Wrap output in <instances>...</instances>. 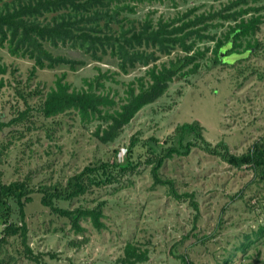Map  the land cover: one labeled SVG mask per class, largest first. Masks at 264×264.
Wrapping results in <instances>:
<instances>
[{
    "label": "rangeland",
    "instance_id": "obj_1",
    "mask_svg": "<svg viewBox=\"0 0 264 264\" xmlns=\"http://www.w3.org/2000/svg\"><path fill=\"white\" fill-rule=\"evenodd\" d=\"M231 14L235 19L227 16ZM118 17L137 29L145 21L170 29L192 20L178 34L188 33L183 41L191 44L187 54H194L180 71L196 68L173 77L159 97L110 131L106 140L97 136L107 128L104 119H84L73 109L44 114L45 95L57 77L69 89L87 88L90 82L92 91L112 97L110 109L118 108L130 88L137 93L146 85L152 65L167 66L185 55L178 43L167 53L141 45L147 63L122 71L119 59L108 53L94 58L69 42H45L53 55L77 62L73 68L58 63L33 73V59L11 54L6 41L0 45L1 180L27 179L32 190V200L24 206L25 240L18 234L0 240V264H184L182 255L189 264H264V179L259 169L231 165L197 146L185 156L165 158L157 170L161 179L173 182L179 197L168 184L154 182L144 146L138 148L137 165L113 182L55 201L69 209L101 202L100 228L82 218L77 231L40 203L39 185L64 184L89 162H123L131 137L151 145L157 141L161 150L182 122L197 120L207 141L223 142L235 155L264 142V0H142ZM240 20L246 30L235 37L234 24ZM10 204L9 220L20 225L17 206ZM2 228L0 221V232Z\"/></svg>",
    "mask_w": 264,
    "mask_h": 264
},
{
    "label": "trees",
    "instance_id": "obj_2",
    "mask_svg": "<svg viewBox=\"0 0 264 264\" xmlns=\"http://www.w3.org/2000/svg\"><path fill=\"white\" fill-rule=\"evenodd\" d=\"M142 0H0V45L7 42L8 51L13 55H26L33 59L31 73L36 68L53 67L58 63H67L73 68L74 59L62 55H53L44 47L48 42L53 45L69 42L77 46L90 56L97 58L99 53H108L119 59V67L122 71L126 66H133L136 62L147 63V53L139 46H157L160 52L167 53L168 48L178 43L186 52L185 55L169 65L161 64L160 67L152 65L148 69L149 81L141 86L137 93L129 89V96L118 108L110 109L114 103L108 93H96L92 91L91 83L87 88H71L61 77H57L54 88L46 93L43 101V112L51 115L65 109L76 110L82 118L89 119L99 117L108 121L107 128H102L100 139L106 140L110 131L117 130L126 124L142 106L151 103L166 89L173 77L193 72L194 69L180 71L194 54H187L191 44L184 43V37L188 33L178 35L192 20L180 25L166 28V24L159 23L158 27L145 21L139 28L133 25L126 26L125 17H118L121 12H132L134 4ZM132 2V3H131ZM46 13L52 14L49 18ZM231 16L235 19L234 15ZM226 16V17H227ZM113 24H117L114 28ZM237 31L235 37L246 30L244 22L240 20L234 24ZM233 27V28H234ZM198 30H196L197 32ZM198 39L204 35L197 36ZM233 39V38H232ZM229 44V43H228ZM152 54V53H151ZM194 66H197L194 64ZM131 137L123 153V162L116 158L113 160H97L85 164L79 171L70 175L64 184H41L37 191L40 193V203L53 213L67 218L73 229L81 230L80 219L88 218L95 228H100L103 223L100 219L101 205L94 207H75L72 209L57 206V200H70L76 196L90 191L93 187H101L113 182L116 176L137 165L139 147H147L150 157L147 161L152 163L151 174L154 182L166 183L170 192L179 197L171 180H164L158 176V168L165 158L173 155L185 156L192 147H200L210 153L218 154L227 163L235 166L251 164L258 168L260 176L264 179V142L255 143L249 151L241 155L227 152L223 142L211 144L202 133L197 120L182 122L175 126L173 133L160 145L155 141L151 145ZM117 153V150H114ZM32 190L27 185V179L13 180L4 183L0 174V221L3 224L0 240L6 236L18 234L22 241L26 237V223L24 220V206L32 200ZM10 200L17 206L20 225L9 220L12 212ZM136 260H139L136 256ZM184 264H189L187 258L182 255Z\"/></svg>",
    "mask_w": 264,
    "mask_h": 264
}]
</instances>
